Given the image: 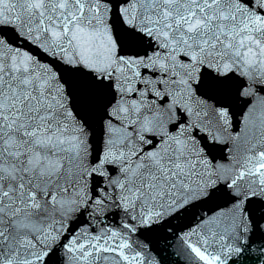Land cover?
Listing matches in <instances>:
<instances>
[{
	"label": "snow or ice",
	"instance_id": "snow-or-ice-1",
	"mask_svg": "<svg viewBox=\"0 0 264 264\" xmlns=\"http://www.w3.org/2000/svg\"><path fill=\"white\" fill-rule=\"evenodd\" d=\"M0 264H264V0H0Z\"/></svg>",
	"mask_w": 264,
	"mask_h": 264
}]
</instances>
